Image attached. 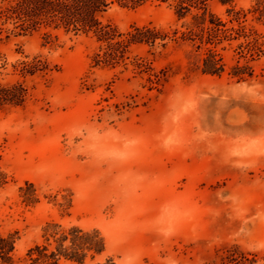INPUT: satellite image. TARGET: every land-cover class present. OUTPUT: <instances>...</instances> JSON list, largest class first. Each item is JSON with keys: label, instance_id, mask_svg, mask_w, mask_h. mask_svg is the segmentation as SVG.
Instances as JSON below:
<instances>
[{"label": "rangeland", "instance_id": "374dc122", "mask_svg": "<svg viewBox=\"0 0 264 264\" xmlns=\"http://www.w3.org/2000/svg\"><path fill=\"white\" fill-rule=\"evenodd\" d=\"M103 21L121 31L175 25L170 2L158 0L114 5ZM252 24L264 33V22ZM57 36L0 42L7 73L26 55L57 67L28 83L24 107L0 110V234L17 233L15 260L56 222L103 236L105 253L85 264H264V61L238 82L201 75L172 45L153 59L169 72L157 91L130 68H91V35ZM25 182L37 188L35 206L18 197Z\"/></svg>", "mask_w": 264, "mask_h": 264}, {"label": "trees", "instance_id": "16d2710c", "mask_svg": "<svg viewBox=\"0 0 264 264\" xmlns=\"http://www.w3.org/2000/svg\"><path fill=\"white\" fill-rule=\"evenodd\" d=\"M150 0H15L0 7V42L10 36L40 33L45 39L57 40L58 32L91 35L96 48L90 56V67L130 71L144 77L149 90L159 91L169 78L166 68L155 70L156 55L169 46L183 47L187 65L201 75L236 81L256 78L255 65L264 61V33L252 22H264V0H252L249 8H236L235 0H216L224 13L212 10L214 0H158L170 2L175 25H132L121 31L104 22L103 16L114 5L138 7ZM249 16H251L249 18ZM159 49V51H156ZM140 50L144 54L133 51ZM0 56V110L24 107L32 98L36 78L48 79L57 67L35 55L11 63ZM9 77L5 80L2 77ZM8 184L0 168V190ZM23 205L39 203L37 188L25 182L18 188ZM59 203V206H64ZM41 241L28 248L22 260H15L17 233L0 234V264H59L68 261L85 264L105 253L103 236L96 229L63 227L48 222L42 227ZM96 264H114L111 258Z\"/></svg>", "mask_w": 264, "mask_h": 264}]
</instances>
